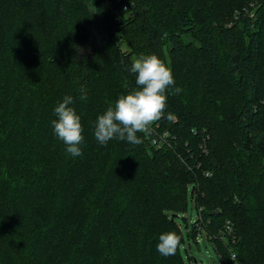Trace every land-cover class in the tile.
Wrapping results in <instances>:
<instances>
[{"label":"trees","instance_id":"trees-1","mask_svg":"<svg viewBox=\"0 0 264 264\" xmlns=\"http://www.w3.org/2000/svg\"><path fill=\"white\" fill-rule=\"evenodd\" d=\"M140 54L183 89L158 121L165 143L101 146L94 122L136 86ZM65 95L79 157L53 134ZM189 193L192 243L264 264V0H0V264H185ZM168 231L181 243L164 257Z\"/></svg>","mask_w":264,"mask_h":264},{"label":"clouds","instance_id":"clouds-1","mask_svg":"<svg viewBox=\"0 0 264 264\" xmlns=\"http://www.w3.org/2000/svg\"><path fill=\"white\" fill-rule=\"evenodd\" d=\"M129 71L135 75V87L110 103L94 122V137L101 146L112 140L125 141L132 145L142 143L138 133H147L162 118L173 119L167 113L168 95L183 91L169 65L156 54H140L133 58ZM80 99L87 100L86 95ZM74 98L65 95L54 109L57 119L51 121L54 136L65 145L72 157L82 156L84 126L74 107ZM123 158V157H122ZM181 237L174 231L160 234L156 245L161 256L175 255Z\"/></svg>","mask_w":264,"mask_h":264},{"label":"rangeland","instance_id":"rangeland-1","mask_svg":"<svg viewBox=\"0 0 264 264\" xmlns=\"http://www.w3.org/2000/svg\"><path fill=\"white\" fill-rule=\"evenodd\" d=\"M190 40V39H189ZM123 51L128 50L126 44L121 45ZM163 50L166 51L164 48ZM227 52L226 49L220 54L222 57ZM224 76V75H223ZM225 76L220 81L225 84ZM196 207L195 203L190 197V193L187 198L186 210L180 213L176 222L180 227L181 233L184 237V243L181 244V253L185 264H220V259L215 251L214 245L212 242L208 241L204 236L197 238V244L192 243L189 237V228L190 225L196 220ZM188 257L192 258V263L188 261ZM191 260V259H190Z\"/></svg>","mask_w":264,"mask_h":264},{"label":"built area","instance_id":"built-area-1","mask_svg":"<svg viewBox=\"0 0 264 264\" xmlns=\"http://www.w3.org/2000/svg\"><path fill=\"white\" fill-rule=\"evenodd\" d=\"M158 122L156 124H154L151 129L145 133L147 135V137L150 139V142L153 146L160 148L161 146H163V144L165 143V137L167 136L166 133H163L162 135L158 134L157 132V128H158ZM208 174H206L207 176ZM227 226V230L230 231V223L227 222L226 223Z\"/></svg>","mask_w":264,"mask_h":264},{"label":"water","instance_id":"water-1","mask_svg":"<svg viewBox=\"0 0 264 264\" xmlns=\"http://www.w3.org/2000/svg\"><path fill=\"white\" fill-rule=\"evenodd\" d=\"M177 215H173L172 217H171V220H173L174 219V217H176Z\"/></svg>","mask_w":264,"mask_h":264}]
</instances>
